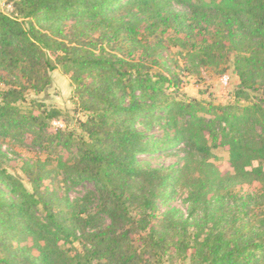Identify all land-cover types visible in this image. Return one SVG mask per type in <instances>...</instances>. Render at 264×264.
<instances>
[{
    "label": "trees",
    "instance_id": "obj_1",
    "mask_svg": "<svg viewBox=\"0 0 264 264\" xmlns=\"http://www.w3.org/2000/svg\"><path fill=\"white\" fill-rule=\"evenodd\" d=\"M9 3L10 14L0 12V141L25 139L45 158L22 168L31 191L0 168V264H159L163 256L191 264H264L262 235L235 221L221 227L226 202L237 201L230 192L219 194L222 184L256 183L255 196L237 209L249 219L254 203L264 215V0H219L212 11L192 0ZM208 12H216L218 33L236 51L235 96L249 100L247 91L262 87L263 95L246 106L173 99L180 81L150 72L159 67V50L141 39L168 30L185 39L195 30L202 35ZM56 67L82 113L79 134L54 126L58 112L24 98L26 87L42 92ZM154 124H163L161 137L150 134ZM217 148L226 151L231 174L220 176L207 164ZM180 150L198 157L204 177L191 182L185 217L157 214L176 176L143 159ZM58 173L72 186L92 184L95 212L44 186ZM74 240L81 249L71 253Z\"/></svg>",
    "mask_w": 264,
    "mask_h": 264
},
{
    "label": "rangeland",
    "instance_id": "obj_2",
    "mask_svg": "<svg viewBox=\"0 0 264 264\" xmlns=\"http://www.w3.org/2000/svg\"><path fill=\"white\" fill-rule=\"evenodd\" d=\"M219 0H192L197 5L203 3L210 6L209 11H212V4ZM173 9L179 12H186L184 6L174 5ZM0 12L10 14L11 5L9 0H0ZM135 12V11H134ZM209 22L203 26L202 35H196L195 30L187 39L184 35H173L168 30L164 35L159 37H148L141 39V44L146 47H151L159 50L155 60L159 63V67L150 66V72L161 73L164 76H175L180 81V94L172 95L176 100L190 102L195 101L203 106L227 107V106H246L250 104L251 97L261 96V86H255L253 90L247 91L250 99L242 100L235 96L237 88V77L234 75L233 59L236 51L221 38L218 33L220 20L216 12H208ZM160 40V46H158ZM50 84L45 87L42 92L36 93L30 87H26L24 98L26 101L40 102L47 110L58 112V117L52 122L54 126L60 127L66 131H78V121L82 119V113L76 108L73 103L72 87L68 79L63 75L60 67H56L49 73ZM172 92V90H170ZM25 107L26 105L23 104ZM208 115L207 118H211ZM163 124H154L150 134L156 137H161L164 131ZM29 142L23 139V143L17 138H8L0 141V154L4 158H0V168L13 176L19 184L31 191V186L27 182L23 173V167L32 166L37 160H42L45 155L38 149L30 147ZM213 156L207 161V164L213 166L217 174L224 176L227 173L231 174L232 170L227 163V153L224 149H214ZM147 165L155 169H163L173 172L176 176V181L170 190V198L167 202L158 201V213L164 214L167 211L173 210L186 216L189 203L188 196L191 190V182L196 178L204 177V174L197 169V156H191L187 150L173 152L170 155L156 153L143 159ZM188 166L187 169L183 168ZM256 166V163L253 164ZM44 186L52 190L58 196L67 198L70 203H79L91 213L95 212L98 207V197L91 196L93 192L91 183L85 182L81 185L72 186L68 182H64L63 176L58 173L53 177L52 182L45 181ZM258 185L256 183L251 186L247 185H228L222 184L219 194H227L228 192L234 195L236 204L226 202L227 219L221 224V227L228 230L231 221H235L236 225H241L243 230L252 231L257 235H262L264 238V215L262 209L250 204L249 219L238 213L237 207L246 200L247 195L257 193ZM89 195V196H88ZM210 195H208L209 197ZM228 204V205H227ZM234 216V217H233ZM97 218L102 226L108 224V219L104 213H99ZM235 219V220H234ZM136 238V235H134ZM80 237V234H78ZM81 238V237H80ZM67 248H71V253L80 251V241L74 240ZM154 262V261H152ZM158 264V263H154ZM159 264H191L189 260L180 259V257H172L168 259L163 256Z\"/></svg>",
    "mask_w": 264,
    "mask_h": 264
},
{
    "label": "built area",
    "instance_id": "obj_3",
    "mask_svg": "<svg viewBox=\"0 0 264 264\" xmlns=\"http://www.w3.org/2000/svg\"><path fill=\"white\" fill-rule=\"evenodd\" d=\"M60 128V127H59Z\"/></svg>",
    "mask_w": 264,
    "mask_h": 264
}]
</instances>
